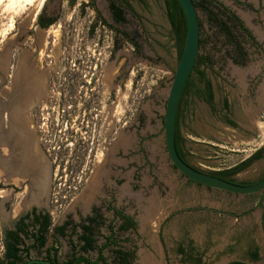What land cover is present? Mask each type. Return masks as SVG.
Instances as JSON below:
<instances>
[{
    "label": "rangeland",
    "instance_id": "1",
    "mask_svg": "<svg viewBox=\"0 0 264 264\" xmlns=\"http://www.w3.org/2000/svg\"><path fill=\"white\" fill-rule=\"evenodd\" d=\"M71 1L0 0V42L12 35L23 17L41 13L45 7L53 10L62 5L63 19L59 24L62 27L55 29L66 30L74 24V29L83 28L85 32L93 22L97 24L100 47L110 50L114 33L104 23H111L109 2L93 0L94 8L85 11L87 17L80 20L82 5L90 0H78L74 8L69 4ZM127 1L130 7L125 27L137 49L131 45L129 53L133 122L130 176L123 186L126 193L120 194L118 202L129 206L138 228L131 233L130 242L120 246L136 251L134 264H189L178 251L188 243L202 254L206 264H247L252 263L250 251L259 247L260 259L253 263L264 264V233L260 224L256 225L261 210L249 212L252 202L242 196L184 186L186 180L170 164L163 125L169 91L180 61L177 35L167 14L166 0ZM215 1L234 12L261 47L247 39L246 60L235 62L232 46L218 33L206 12L198 9L202 26L200 53L210 60L204 70L214 85L216 105L209 108L199 97L187 96L179 130L186 142L187 159L206 172L234 169L264 146V0ZM225 98L231 102L234 128L225 123L222 108ZM139 117L143 119L140 128ZM93 154L89 157L90 153H85L83 161L69 158V162L53 163L55 175L50 181L49 204L55 225L63 224L69 215L75 223L79 222L80 210L82 215L88 212L89 208L82 209L81 204L101 170L98 162L103 158V148H96ZM263 173L264 159L236 175L234 180L250 181ZM152 204L155 208L150 212ZM18 214L19 209L13 212L12 208L7 211L0 206V253L4 251L5 233L14 228ZM102 231L108 234L105 229ZM255 237L258 245L252 243ZM72 240L79 245L76 236ZM70 242V238H54L51 233L48 247L53 246L63 262L72 254ZM103 244L104 240L100 239L98 246ZM48 247L33 250L32 257H44ZM112 248L106 249L107 257H111ZM85 256L95 260L98 255L90 252Z\"/></svg>",
    "mask_w": 264,
    "mask_h": 264
},
{
    "label": "flooded vegetation",
    "instance_id": "2",
    "mask_svg": "<svg viewBox=\"0 0 264 264\" xmlns=\"http://www.w3.org/2000/svg\"><path fill=\"white\" fill-rule=\"evenodd\" d=\"M107 1L111 23H104L114 33L108 51L104 46L100 47L97 24L93 22L85 32L83 28L74 29V24L66 30L55 29L62 27L59 25L63 19L62 5L53 10L45 7L41 13L23 17L12 35L0 42V206L3 205L7 211L12 208L13 212L19 209L14 228L7 231H21L24 224L34 228L32 225L39 219L41 223H51L52 230L47 234V240L52 233L54 238H70L74 243L72 239L76 236L79 241L83 227L88 226L91 229L88 236L95 240L97 246V250L92 252H97V255L108 240L116 243L113 248L130 242L131 233L138 228L129 206H121L118 202L120 194L126 193L123 186L130 176L133 131L129 53L130 46L135 43L125 27L130 5L127 0ZM76 2L78 0H72L69 4L74 8ZM112 5L121 12H115ZM91 7L94 8L93 0L82 5L80 20L87 17L85 11ZM99 17L97 14L96 19ZM198 56L203 55L199 53ZM203 57L207 61L200 70L205 72L204 67L210 65V60ZM123 59L126 60L124 63ZM197 71L194 67L188 79L191 89L188 96H197L209 108H214V85L207 78L200 83L201 87L198 86ZM207 82L211 84L212 103L206 97ZM183 106L184 100L181 98L179 118ZM222 108L225 123L234 128L228 98L223 99ZM137 121L140 128L143 119L139 117ZM96 148H103L104 154L98 162L102 167L95 180L96 190L88 202L82 200V209L88 207V212L82 215L83 210H80L79 222L75 223L73 216L69 215L63 224L55 225L49 204L50 181L55 175L53 163L69 162V158L75 162L83 161L84 154L89 152V157H92ZM182 149L185 163L202 171L187 159L184 140ZM263 159L264 146L236 166H243L236 175ZM224 171L202 172L242 186L255 185L264 180L263 173L254 180L236 181V175H220ZM90 174L92 176L94 172ZM176 174L186 180L184 186L215 190L192 182L179 172ZM242 197L252 202L249 212L261 210L260 221L256 225L260 224L264 233V192ZM261 202L263 208L260 207ZM132 222L135 227H132ZM65 225V235L54 231V228ZM74 226H78V235L72 237ZM19 234L25 241L29 240L21 232ZM100 239L104 240L101 247L98 246ZM256 239L252 243L258 245ZM180 248L184 251L183 254L179 253L183 261L206 264L202 254L192 244ZM123 249L131 251L129 248ZM255 253L258 254L257 258L254 257ZM259 259L260 248L255 247L250 251L252 263L247 264H254Z\"/></svg>",
    "mask_w": 264,
    "mask_h": 264
},
{
    "label": "trees",
    "instance_id": "3",
    "mask_svg": "<svg viewBox=\"0 0 264 264\" xmlns=\"http://www.w3.org/2000/svg\"><path fill=\"white\" fill-rule=\"evenodd\" d=\"M195 6L198 9H203L208 15L211 22L217 27L218 33L227 40L228 44L232 46L233 58L237 63H242L246 60V52L244 49V44L246 40H250L257 47L261 45L257 42L253 34L248 30L244 25L242 20L234 13L230 12L227 8L223 7L221 4H218L215 0H194ZM167 14L169 20L173 26L174 32L177 35V47L179 50L180 58L185 46V41L187 37V22L184 11L178 2V0H166ZM112 8L115 12H121L115 5H112ZM201 26V23H200ZM202 32V26H201ZM136 46V44H134ZM202 45V40H201ZM207 59L203 56H198L195 69H198L197 77L200 83H204L207 79L206 73L201 71L200 68L206 63ZM207 92L206 97L209 103L213 101V93L211 90L210 82H207ZM189 92L191 93L190 83L187 81L185 86L182 98L188 96ZM183 138L179 130V113L177 119V129L175 137V146L178 155L185 162L183 149H182ZM245 167V166H244ZM243 166L235 167L234 169L221 172L220 175L226 177H233L236 175ZM39 225V228L37 226ZM68 225V224H67ZM54 228V231L60 235H65L66 226ZM35 232H31L29 225H23V230L15 231L9 230L5 233V261H2L0 258V264H134L136 261V251L131 250L130 252L125 251L122 247L112 248L111 257H105L104 251L110 247H116L114 241L108 240L98 251V257L95 260L85 256L89 252L96 251L97 246L95 245V240L92 237L88 236V233L91 232V229L88 226L83 227V235H79L78 242L79 245L71 242L72 246V255L65 261L60 262L57 259L58 251L51 248L48 252V258L45 261H37L30 259V251L35 248L37 244L40 248H43L47 243V234L50 232L51 223L44 222L41 223L39 219L35 221L32 225ZM135 223L132 222V227H135ZM78 226H74L71 230V235L74 237L78 235L77 231ZM113 229V228H111ZM22 233L26 238L35 240V245L28 247L25 244V240L19 233ZM23 247V248H22ZM51 252H54L53 258L51 257ZM180 254H183V249L180 248ZM51 257V259H50ZM254 257L257 258L258 254L255 253ZM27 259V261L25 260ZM111 260V261H109Z\"/></svg>",
    "mask_w": 264,
    "mask_h": 264
},
{
    "label": "water",
    "instance_id": "4",
    "mask_svg": "<svg viewBox=\"0 0 264 264\" xmlns=\"http://www.w3.org/2000/svg\"><path fill=\"white\" fill-rule=\"evenodd\" d=\"M178 2L180 3L186 17L187 37L169 91L164 116L163 128L165 149L170 164L177 170V172L185 176L190 181L211 189L220 190L237 196H246L264 192V180L251 186H242L230 183L226 180L193 168L185 163L177 153L175 137L180 102L201 48L200 18L195 2L194 0H178ZM262 203L263 202L260 203L261 208H263Z\"/></svg>",
    "mask_w": 264,
    "mask_h": 264
},
{
    "label": "crops",
    "instance_id": "5",
    "mask_svg": "<svg viewBox=\"0 0 264 264\" xmlns=\"http://www.w3.org/2000/svg\"><path fill=\"white\" fill-rule=\"evenodd\" d=\"M52 230V229H51ZM35 232V230L33 231V233ZM6 239V238H5ZM48 242H49V239L47 240V243H46V245L43 247V248H40L37 244L35 245V240L33 239V238H31V239H29V240H27V241H25V244H26V246H28V247H32L33 245H35V248L34 249H31V251H30V259L31 260H37V261H45V260H47V258H48V255L46 254L44 257H42V258H34V257H32V251L33 250H37V251H40V250H42V249H45L46 247H48ZM23 248V247H22ZM51 248H53L54 249V247L53 246H51V247H48L47 248V250H46V252H49V250L51 249ZM56 250V249H55ZM5 240H4V251L3 252H1L0 253V258H1V260L2 261H5ZM55 254V253H54ZM53 252H51V257L53 258ZM51 257H50V259H51ZM57 257V259L59 260V258H58V255L56 256ZM26 261H27V259H25ZM60 261V260H59ZM67 261V260H66ZM6 262V261H5ZM60 262H62V261H60ZM63 262H65V261H63Z\"/></svg>",
    "mask_w": 264,
    "mask_h": 264
},
{
    "label": "bare ground",
    "instance_id": "6",
    "mask_svg": "<svg viewBox=\"0 0 264 264\" xmlns=\"http://www.w3.org/2000/svg\"><path fill=\"white\" fill-rule=\"evenodd\" d=\"M26 1H31V0H26ZM12 26V25H11ZM96 180H97V178H96ZM92 183L93 184H91V185H89L90 187H89V190L86 192V195H84V197H83V201L84 202H88V200H90V197H91V194H93L94 192H95V190H96V187H95V183H96V181H95V179H94V181H92ZM97 186V185H96ZM152 203V202H151ZM153 208H155V204H152L151 205V208L149 209L150 210V212L151 211H153Z\"/></svg>",
    "mask_w": 264,
    "mask_h": 264
}]
</instances>
